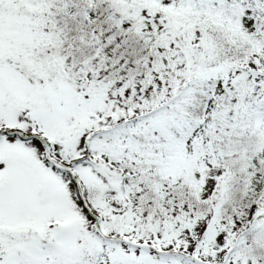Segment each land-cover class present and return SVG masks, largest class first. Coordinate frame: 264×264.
I'll use <instances>...</instances> for the list:
<instances>
[{
	"label": "rangeland",
	"instance_id": "obj_1",
	"mask_svg": "<svg viewBox=\"0 0 264 264\" xmlns=\"http://www.w3.org/2000/svg\"><path fill=\"white\" fill-rule=\"evenodd\" d=\"M16 1L0 0V130L10 132L0 135V264H264V242L254 239L264 222L242 232L225 223L233 183L220 177L226 156L218 145L256 132L247 158L255 169L264 164V66L247 54L243 63L196 72V90L186 84L190 61L228 58L219 38L209 40L211 30L238 49H257L264 61V0H113L153 46L145 77L161 94L141 97L127 81L32 74L22 63L27 50L55 45L61 31L46 28L54 20L43 3L26 0L31 13ZM217 79L222 96L234 82L247 88L228 102L210 139L175 105L202 95L212 101ZM16 130L33 138L22 140ZM132 162L157 171L165 200L174 186L187 185L195 196L189 214L181 207L163 216L133 213L118 170ZM69 168L88 202L77 196Z\"/></svg>",
	"mask_w": 264,
	"mask_h": 264
},
{
	"label": "trees",
	"instance_id": "obj_2",
	"mask_svg": "<svg viewBox=\"0 0 264 264\" xmlns=\"http://www.w3.org/2000/svg\"><path fill=\"white\" fill-rule=\"evenodd\" d=\"M38 1L46 6L51 19L54 20L46 28L48 30L58 29L61 34L58 33L59 40L55 45L27 50V57L22 63L28 66L32 74H38V77L55 74L61 78L64 77L69 82L79 79L85 82L89 80L95 82L102 77L113 83L129 82L140 97L144 96L147 91L152 93L157 90L158 95L161 94L159 89L151 88L152 85L157 86L156 81L151 85L147 83L145 77V72L149 69L147 59L154 57V53H151L153 51L151 42L148 41L147 35L137 31L138 26H135V20L130 22L126 19L127 13L121 12L120 6L113 0H97L91 7L96 12L92 19H88L85 15L88 3L84 0ZM15 5L26 6L19 8L20 10L34 12L27 7L26 0H18ZM214 37L219 38L221 42L222 56L228 58L220 59L219 56L213 54L210 62H207V59L190 61L187 69L192 75L186 79V84L191 89L198 88L197 78L194 75L196 72L200 73L210 66L220 68L227 63V60L243 63L244 61L239 59L249 54L247 61L250 60L254 65L260 63L261 67L264 66V61L260 58L257 49L247 51L238 49L231 43H227L220 30H211L208 33L210 41ZM65 60H68V63H65ZM58 61L63 62L62 69H59ZM100 68H104V71L101 76H98V73H94L93 70ZM170 86L172 84L165 85V88L161 90L167 91L166 88ZM226 87L228 88L226 96H222L223 93L217 91V96L213 95L212 101L209 98L206 100V96L202 95L198 103L196 96H193L178 103V106L175 105L176 110L186 116H192V120L196 123L195 127H199L203 135L213 139L218 125L225 120L222 119V115H227L228 102L240 93H244L247 88L239 82ZM198 94L199 92H196V95ZM218 114L219 116L216 117ZM4 131L1 130V134ZM255 134L256 132L234 136L218 144L219 149L226 156L220 177L228 175L233 183L224 198L225 223L237 227L241 232L250 223L264 222V164L260 169H255L252 159L247 158L250 154L252 155L257 143ZM70 167L73 169L72 166ZM71 168L67 173L75 185L76 194L79 198L85 197L88 202L89 191L83 190L82 185L77 184L78 178ZM118 170L121 171V188L133 213L163 216L181 207L189 214L186 207L190 206V203L187 200H193L195 196L191 192L185 193L189 189L187 185L174 186L170 191V196L165 200V193L156 187L158 173L155 169L144 168L141 164L132 162ZM159 176L161 177L160 173ZM136 186H141V190L130 194L129 188ZM102 194L104 195L103 191ZM105 233L108 234L106 231ZM248 238H250L249 235ZM129 239L132 240L133 237L129 236ZM254 239L262 246L264 234L255 233Z\"/></svg>",
	"mask_w": 264,
	"mask_h": 264
}]
</instances>
